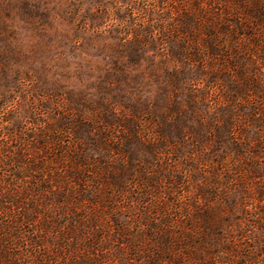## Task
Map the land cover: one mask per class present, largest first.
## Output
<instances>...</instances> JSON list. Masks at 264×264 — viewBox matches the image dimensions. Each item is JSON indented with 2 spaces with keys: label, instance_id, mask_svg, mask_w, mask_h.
Returning a JSON list of instances; mask_svg holds the SVG:
<instances>
[{
  "label": "rangeland",
  "instance_id": "rangeland-1",
  "mask_svg": "<svg viewBox=\"0 0 264 264\" xmlns=\"http://www.w3.org/2000/svg\"><path fill=\"white\" fill-rule=\"evenodd\" d=\"M0 264H264V0H0Z\"/></svg>",
  "mask_w": 264,
  "mask_h": 264
}]
</instances>
